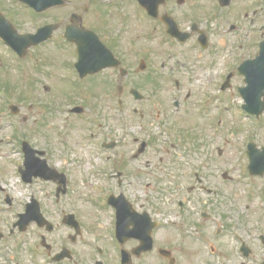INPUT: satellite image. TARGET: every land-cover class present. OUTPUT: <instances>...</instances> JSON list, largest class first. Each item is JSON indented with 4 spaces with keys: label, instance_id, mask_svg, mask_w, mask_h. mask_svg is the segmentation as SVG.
<instances>
[{
    "label": "flooded vegetation",
    "instance_id": "af4514ba",
    "mask_svg": "<svg viewBox=\"0 0 264 264\" xmlns=\"http://www.w3.org/2000/svg\"><path fill=\"white\" fill-rule=\"evenodd\" d=\"M45 13L46 22L34 14V32L23 31L0 0V106L21 125L29 119L11 103L17 90L19 102L39 109L35 129L14 131L19 160L3 152L9 167L0 164V173L28 196L8 230L0 220V264H264V242H233L228 152L246 151L247 169L249 146L264 149V0H64ZM5 18L22 35L53 32L19 55L2 39ZM64 83L75 89L61 103L47 96ZM234 101L245 122L240 138ZM42 109L49 135L60 133L59 121L68 137L83 131L88 167L69 169L73 153L61 133L65 150L51 151L48 135L45 147L32 142L48 126ZM13 178L0 183V212L17 200L6 189ZM33 201L39 220L26 217Z\"/></svg>",
    "mask_w": 264,
    "mask_h": 264
},
{
    "label": "rangeland",
    "instance_id": "374dc122",
    "mask_svg": "<svg viewBox=\"0 0 264 264\" xmlns=\"http://www.w3.org/2000/svg\"><path fill=\"white\" fill-rule=\"evenodd\" d=\"M5 9L14 14V20L19 24V28H21L23 31H28V32H34L39 23L36 18H34V14L30 12L28 9L23 8V7H18L14 6L10 0H2ZM41 21L46 22L49 18L47 13H43L41 15ZM15 22V23H16ZM164 57V56H163ZM166 58V57H165ZM163 58H161L162 60ZM160 60V61H161ZM15 82L13 86L16 87ZM49 85V84H48ZM75 89L74 86H71L69 83H64L61 87L58 89H51L50 93L47 95L49 98L54 99V97L57 96V101L58 103H61L64 98H61L60 96L62 93L65 92H70L71 89ZM27 90H24L25 96L26 97H32L36 98L35 93L29 89L26 88ZM82 91V90H81ZM199 92L198 88L196 90ZM17 93L13 94L16 98H13L11 100V103L14 105H18L19 107L22 108V115L26 116L29 121H27L26 124L22 125L20 124V118L12 119L9 115L10 113V107L7 106L5 107L4 113L2 110H0V153L3 152H9V159L10 161H18L20 154L16 151H13L17 146V138L14 136V131H19L20 126H23L24 131L27 129H35V120L38 117V110L35 105H33L34 101H27V102H19L18 101V96L20 95L19 93L21 91H16ZM41 94L43 95V98H46V93L44 89H41ZM58 92V94H57ZM205 91L201 90L199 93L203 94ZM59 95V96H58ZM65 96V95H63ZM47 97V98H48ZM60 98V99H58ZM30 105L32 108H30ZM232 108L234 109V123H235V129H239L240 135L239 138L242 136L241 133L245 131L244 127V121H243V113L242 110L237 107L236 102L231 103ZM239 112H241V114ZM41 112L43 113V120H41V124H45V121H48V126L42 127V131L44 133L43 137H39L37 134V137H31L32 142L40 147H45V137L47 136L49 139H53L55 142L56 146H53L50 150L51 151H61L67 149V145L65 143V140L62 142H59V139L61 137H66L67 134L65 133L64 123H59L55 122V125L58 126L59 131L61 133H58V135H54L53 133H50V119L48 118L47 113L45 112V109H42ZM59 114V112H58ZM59 116H62L59 114ZM250 129V126H249ZM83 131L78 129L75 131H72V133H69V137L66 138L67 142L70 143L71 149H72V156H70V168H82L83 163L85 164L86 167H88L87 162H88V155L89 152H85L83 148H85L86 143L83 142ZM237 137L238 135L236 134L234 137V142L236 145H238L240 142H237ZM121 140H123V143H128L131 144V136L129 134L122 135ZM161 140L160 144H163ZM74 145L79 148V150L74 149ZM235 145V144H234ZM234 148L233 150H228L229 153L233 155V169H234V184H233V197H234V212H233V234L241 235L246 241H249L252 244H256L257 248H259L260 242V236L264 234V199L262 198V187L264 184V181L260 179H250L248 174L246 173L244 164L246 165V159L244 160V151L239 152L235 146L232 147ZM242 153V154H241ZM5 162L4 160V153L1 155L0 154V164L2 165ZM97 166L103 167L104 166V161L103 159L98 160L95 162ZM1 167V166H0ZM4 168H8L9 164L4 163L2 165ZM20 165L18 163H15V168L18 169ZM90 171H92L90 169ZM79 176V173L77 174V177ZM14 177V178H13ZM14 180H7L6 185L8 188H6L9 192H15L14 195H18V191L14 188V184L16 183L17 179L14 175H10L8 177H4L3 174L0 173V183L3 180L6 179H12ZM36 188H42V186H37ZM23 193L25 196L23 198H20V196H17V200L15 202V205L12 207L11 212L8 213L10 210H7L3 207L2 212H0V219L2 221V226L4 230H8L9 227V222H12L16 220V213L22 208V205L24 203V199L28 196V192L23 190ZM20 200V201H19ZM12 227V225H11ZM233 240V239H231ZM230 241V239H229ZM235 242V240H233ZM250 264H259L256 260H252Z\"/></svg>",
    "mask_w": 264,
    "mask_h": 264
},
{
    "label": "water",
    "instance_id": "95a60500",
    "mask_svg": "<svg viewBox=\"0 0 264 264\" xmlns=\"http://www.w3.org/2000/svg\"><path fill=\"white\" fill-rule=\"evenodd\" d=\"M20 2H23L25 4L30 5L33 8H36L40 11L46 10L49 7L53 5H59L61 4V0H19ZM46 30V29H44ZM42 30V32L44 31ZM14 35L9 32L7 36V40L9 42H12ZM34 36H22V37H16L15 38V45H20L21 43L26 45L27 43H30L34 40ZM264 91V88L262 89ZM250 169L253 173L258 174L260 170L264 171V154H260L258 152H251V165Z\"/></svg>",
    "mask_w": 264,
    "mask_h": 264
}]
</instances>
